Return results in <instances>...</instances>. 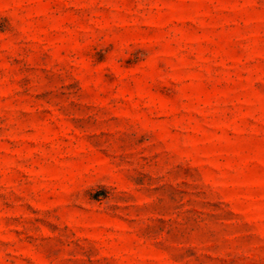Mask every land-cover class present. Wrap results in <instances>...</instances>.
Returning a JSON list of instances; mask_svg holds the SVG:
<instances>
[{
    "label": "rangeland",
    "instance_id": "374dc122",
    "mask_svg": "<svg viewBox=\"0 0 264 264\" xmlns=\"http://www.w3.org/2000/svg\"><path fill=\"white\" fill-rule=\"evenodd\" d=\"M0 264H264V0H0Z\"/></svg>",
    "mask_w": 264,
    "mask_h": 264
}]
</instances>
